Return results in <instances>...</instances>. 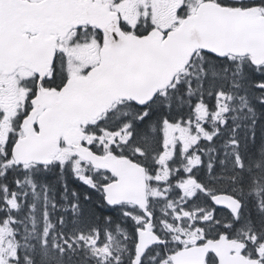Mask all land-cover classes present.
I'll return each mask as SVG.
<instances>
[{"label":"snow or ice","instance_id":"6c2138e0","mask_svg":"<svg viewBox=\"0 0 264 264\" xmlns=\"http://www.w3.org/2000/svg\"><path fill=\"white\" fill-rule=\"evenodd\" d=\"M0 264H264V0H0Z\"/></svg>","mask_w":264,"mask_h":264}]
</instances>
